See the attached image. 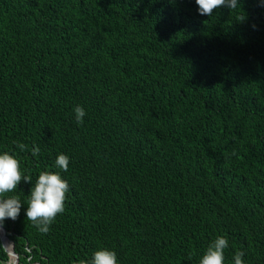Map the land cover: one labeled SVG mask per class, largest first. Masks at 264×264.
Instances as JSON below:
<instances>
[{
	"label": "trees",
	"instance_id": "1",
	"mask_svg": "<svg viewBox=\"0 0 264 264\" xmlns=\"http://www.w3.org/2000/svg\"><path fill=\"white\" fill-rule=\"evenodd\" d=\"M3 152L33 183L69 184L47 234L25 216L32 184L7 194L22 206L4 236L35 264L101 248L118 264H199L217 236L224 264L237 250L264 264V0L211 16L195 0H0Z\"/></svg>",
	"mask_w": 264,
	"mask_h": 264
},
{
	"label": "clouds",
	"instance_id": "2",
	"mask_svg": "<svg viewBox=\"0 0 264 264\" xmlns=\"http://www.w3.org/2000/svg\"><path fill=\"white\" fill-rule=\"evenodd\" d=\"M198 6V13L202 16H211L215 9L227 7L232 11L238 10L239 0H195ZM243 19V16H239ZM75 120L78 124L83 123L86 112L83 107L77 105L73 109ZM21 151L25 145H17ZM39 148L32 149V155L36 156ZM55 166L66 172L69 166V157L65 154H58ZM21 181L31 183L32 187L27 196L26 219L36 227L39 233L47 234L50 226L58 214L65 210L66 193L69 191V184L58 172L40 171L35 183L31 175L21 172L20 161L12 154L3 152L0 154V231L6 219L15 221L22 206L20 198L16 195H7L16 191ZM228 240L224 236H217L207 246L199 259V264H224L225 249L228 248ZM0 254L6 257L0 264H35L36 258L31 246H25L22 252L16 251V242L0 240ZM245 253L237 250L233 255V264H244ZM74 264H118L117 255L114 251L101 248L92 253L89 260H78Z\"/></svg>",
	"mask_w": 264,
	"mask_h": 264
},
{
	"label": "water",
	"instance_id": "3",
	"mask_svg": "<svg viewBox=\"0 0 264 264\" xmlns=\"http://www.w3.org/2000/svg\"><path fill=\"white\" fill-rule=\"evenodd\" d=\"M0 240L8 241L7 238L4 236V231H3V229H2V231H0Z\"/></svg>",
	"mask_w": 264,
	"mask_h": 264
}]
</instances>
